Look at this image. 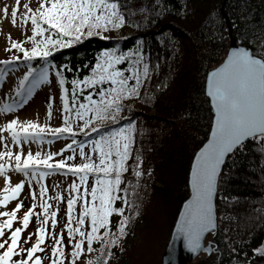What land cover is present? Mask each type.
Returning a JSON list of instances; mask_svg holds the SVG:
<instances>
[{
  "label": "snow or ice",
  "instance_id": "obj_1",
  "mask_svg": "<svg viewBox=\"0 0 264 264\" xmlns=\"http://www.w3.org/2000/svg\"><path fill=\"white\" fill-rule=\"evenodd\" d=\"M156 7L153 5L154 9ZM23 8L20 13L19 0H16L11 9L12 23L15 25L18 15L22 24L30 21L31 35L25 39L31 47H25L23 41L11 40L7 50L11 52L14 48L23 55L12 53L7 59L0 60V64L15 67L23 60L27 71L14 89L18 99L6 102L0 110L12 111L14 107H19L38 86L50 83V74L55 71L63 115L62 123L55 127L31 119L19 121L17 118L0 126V132L7 130L12 143L20 148L13 152L5 142V150L0 151V161L7 158L9 163L0 162V173L9 169L23 173L30 186L32 201L20 217L17 212L23 206L22 201H17L11 210L0 211V218H3L0 219V264H44V258L48 259V264H64L66 258L69 264H76V259L85 251V242L89 253L96 251L94 241H100L101 255L88 259L85 264H107L112 255L111 246L120 244L127 235L131 217L124 215L125 208L135 206L139 178L144 175L142 150L137 148L133 158L138 131L135 121L126 120L121 126L118 123L122 119L120 114L130 109V105L124 103L126 99L141 98L142 87L146 93L143 98H149L146 82H150L159 65L152 64L139 45L128 51L104 49L97 55L90 74L71 79L69 91L64 75L68 65L57 66L51 59L52 53L76 43L85 35H102L106 30L123 26L126 19L120 0H39L35 9L28 3ZM3 12L7 14V6ZM256 43L258 49L255 45L253 48H231L222 62L206 75V92L214 108V121L206 142L194 154L190 168L191 194L184 201L176 221L169 255L175 251L174 241L178 239H182L185 248L193 254L201 250L211 253L212 244L204 247L202 240L206 234L215 233L218 227L215 201L222 166L231 155L243 148L248 139L264 145V36ZM36 58H40L42 64L33 66ZM121 62L127 67H121ZM5 73L6 69H0V75ZM105 84L108 86L104 87ZM52 103L53 97L49 96V118ZM109 122L116 126L111 127ZM78 134L84 139H78ZM57 139L69 142L59 151L33 152L29 149L27 153L23 152V144L35 143L39 148L45 143L51 145ZM0 141H6V138L0 136ZM66 152L67 155L64 154ZM56 156L61 158L53 159ZM130 159L136 180L121 188ZM57 173L71 174L76 178L66 186V201L58 185L53 196L47 195L44 180L49 174ZM33 181L38 185L40 213L34 212L37 191L31 188ZM24 184V180L11 184L10 177L6 176L5 186L0 190L3 193L0 195V206L6 208L10 201L19 197ZM129 188L133 192L131 201ZM219 198L226 199L222 193ZM53 200L56 202L55 209L50 203ZM116 200H121V206H115ZM62 201L66 203V222L56 232ZM114 213L120 217L115 231L111 228ZM41 214L43 220L40 219ZM33 215L38 224L36 238L24 248L23 243L33 234L29 232L23 242L21 234ZM49 219L52 231L47 228ZM16 220L21 226L13 227ZM65 234L68 253L65 252ZM48 237L53 241L50 256L44 253L47 247L44 241ZM254 252L264 255V245L255 248ZM37 253H44V256Z\"/></svg>",
  "mask_w": 264,
  "mask_h": 264
},
{
  "label": "trees",
  "instance_id": "obj_2",
  "mask_svg": "<svg viewBox=\"0 0 264 264\" xmlns=\"http://www.w3.org/2000/svg\"><path fill=\"white\" fill-rule=\"evenodd\" d=\"M120 2L126 19L123 26L106 30L102 35H85L70 46L58 48L51 59L57 66L68 65V70L62 71L69 91L71 79L90 74L97 55L104 49L128 51L139 45L152 64L158 63V70L152 73L150 82H146L149 98H143L146 93L142 87L141 98L126 99L124 103L130 105V109L121 112L122 119L118 123L122 126L126 120L135 121L138 131L133 158L136 149H141L144 171L135 192L138 198L135 206L126 207L124 215L131 217L127 235L135 233L138 222L145 231L141 243L123 251L124 264H163L162 256L181 203L190 195L188 177L192 158L208 138L211 128L214 114L205 93V81L209 70L228 52L227 18L238 41L258 49L256 42L264 36V0ZM38 5L39 0H35L30 6L35 9ZM153 5L158 7L154 9ZM28 34L31 35V29ZM23 42L25 47H31L29 41ZM6 52L7 58L12 53L23 55L14 48ZM32 63L35 66L42 61L36 58ZM120 66L127 67L124 62ZM157 84L160 86L156 87ZM77 138L84 139L79 134ZM128 164L121 188L136 180L132 174V159ZM148 169H151L150 174ZM219 180L216 200L219 225L211 234L214 252L206 254L202 264H264V255L254 252L264 245V145L248 139L242 149L227 159ZM221 193L226 199L219 198ZM132 198L129 188V200ZM121 203L116 200L115 206ZM119 219L118 214L112 215L113 231ZM64 238L68 239L66 234ZM46 242V253L50 256L53 241L50 238ZM64 244L68 253L67 241ZM118 245L111 246L112 255L107 264L115 258ZM93 248L96 251L88 253L87 260L100 257V241H94ZM44 264H48L47 258ZM64 264H69V259L66 258Z\"/></svg>",
  "mask_w": 264,
  "mask_h": 264
},
{
  "label": "rangeland",
  "instance_id": "obj_3",
  "mask_svg": "<svg viewBox=\"0 0 264 264\" xmlns=\"http://www.w3.org/2000/svg\"><path fill=\"white\" fill-rule=\"evenodd\" d=\"M35 0H19L20 9L19 12L22 13L24 11L23 5L25 3H28L29 5H33ZM16 0H0V59H3V55H7V49L8 45L10 44V41L13 39H19L22 41H25V37L28 36L29 31L31 29V23L30 21L25 25L22 24L19 15L17 17L15 25L12 23V16H11V9L13 6H15ZM7 6L8 12L5 14L3 12L4 7ZM0 69H6V73L4 75H0L2 78V82L0 85V109H3V105L7 103H12L14 99H18L15 95L14 89L19 83V79L22 78L24 72L27 71L26 65L19 61L17 62V66L15 67H8L3 66L0 64ZM49 96L53 97V103L51 105L52 111H51V117L49 118L47 115L48 112V104L47 99ZM62 111H61V101H60V87L58 83V79L52 74H50V83L42 84L38 86L31 96H29L26 100V102H22L19 107H14L12 111H2L0 110V126L4 125L7 121L17 118L19 121L24 120H34L38 121L39 123H48L51 126H59L62 123ZM0 136H4L6 138V141H0V151L5 150V142L11 146V150L13 152H16L20 150L19 147H17L15 144L11 141V135L10 133L5 130L3 132H0ZM65 139H57L54 140L51 145L43 144L41 146H38L35 143L30 144H23V152L27 153L29 149L31 151L36 152L37 150L41 152L45 151H59L61 147L66 143ZM58 156H56L53 159H57ZM3 163H9L7 158H4L2 161ZM10 177V183L15 184L19 182L20 180H24L25 184L23 186L22 192L20 193V196L16 199L10 201L6 208L4 206H0V211L4 210H11L17 201H22L23 206L21 209L17 212V216L20 217L23 215V212L27 209L28 206L31 204V196H30V186L28 183L27 178L23 175V173L14 171L12 169H9L6 173H0V190H2L5 186V178ZM74 179L72 175H61V174H49L45 180L44 183L47 186V195L53 196L54 195V188L58 185L59 190H61L64 194L65 201L67 199V191L66 186L70 184ZM31 188L35 189L37 191V208L34 209V212L40 213L41 209L39 207V196H38V185L35 183V181L32 182ZM2 191H0V195H2ZM52 204L53 209L56 207V202L50 201ZM66 203L61 202L59 205V212L57 214V225H56V232H59L60 229L63 226V223L66 222ZM3 219V218H0ZM40 219L43 220V215L41 214ZM21 226L20 221L16 220L14 221L13 227ZM38 227L37 224V218L35 215L32 216L30 223L27 228L24 229V231L21 234V241H24V237L27 236L29 232H31L32 238L29 239L26 243H23V247L27 248L29 247L36 238V228ZM47 228L49 231H52L51 222L49 219ZM143 231H145V228L142 226L141 223H137V229L135 230V233L126 235L121 239L120 244L116 247V256L115 258H112L111 262L109 264H124L123 260V251L127 250V247L130 245H135L138 243H141L143 240ZM8 235V232H5V236ZM46 238L45 240H48ZM212 239V235L210 234L207 237V240ZM64 241H67L68 239L64 238ZM149 244V242H148ZM122 248V250H121ZM87 249V245H86ZM87 251V250H85ZM214 252V251H212ZM211 252V253H212ZM89 252L85 254V256H81L80 261L77 260V264H85L86 256ZM206 252H201L199 255L195 257V260L192 264H199L203 263L204 257H206ZM82 255V254H81Z\"/></svg>",
  "mask_w": 264,
  "mask_h": 264
},
{
  "label": "water",
  "instance_id": "obj_4",
  "mask_svg": "<svg viewBox=\"0 0 264 264\" xmlns=\"http://www.w3.org/2000/svg\"><path fill=\"white\" fill-rule=\"evenodd\" d=\"M225 1H226V0H224V3H225ZM224 3H223V4H224ZM224 5H225V4H224ZM224 5H223V7H224ZM223 7H222V10H223ZM227 24H228V26H229V33H228V34H229V37H230V44H229V47H228V48H229V49H228V52L231 50V48H235V47H248V46H246V45L240 43V42L238 41L237 37L233 35V26H231V23H230V21H229L228 18H227ZM249 48H251V47H249ZM221 62H222V61H221ZM221 62H220V63H221ZM220 63H219V64H220ZM219 64H217V66H218ZM217 66H216V67H217ZM212 69H213V68H211V69L209 70V72H210ZM205 82H206V81H205ZM205 93H207V92H206V89H205ZM209 99H210V97H209ZM210 103H211V100H210ZM211 106H212V104H211ZM212 111H213V114H214V108H213V106H212ZM213 121H214V115H213V119H212V122H211V126H212ZM210 132H211V128H210V130H209V134H208V136L210 135ZM208 136H207V137H208ZM206 140H207V139H206ZM205 142H206V141H205ZM202 145H203V144H202ZM202 145H200L199 147H202ZM197 151H198V150H197ZM192 159H194V156H193ZM192 161H193V160H192ZM226 162H227V160L225 161L224 165L222 166V171H223V168H224ZM190 168H191V165H190ZM190 168H189V170H190ZM222 171H221V174H222ZM221 174H220V176H221ZM188 181H189V192H190V194H191L190 171H189ZM219 182H220V180H219ZM218 186H219V185H218ZM218 192H219V191H218ZM189 196H190V195H189ZM189 196H188L186 199H188ZM186 199H184V200L182 201V203H181L182 205H181L180 210H179V212H178V214H177L178 216H177V218H176V220H175V222H174V224H173V228H172V231H171V234H170V240H169V242H168V244H167V246H166V249H165V251H164V253H163V256H162L163 264H191L197 255H199L201 252H205V251H202V250H201V251H199L198 253L193 254L191 251H189V250H187V249L185 248L184 243H183V240H182V239H178V240H175V241H174V243H175V251H174L171 255H169V248H170V246H171V244H172V242H173V233L175 232V224H176V221L179 219V214H180V212L183 210V203H184V201H185ZM216 200H217V199H216ZM215 204H216L217 225H219V224H218V213H217V202H216V201H215ZM217 228H218V227H217ZM210 234H212V233H208V234H206L205 238L202 240V243H203L204 247H207L209 243L212 244V240H211V239H210V240H206L207 237H208ZM212 251H213V246H212ZM212 251H211V252H212ZM208 254H210V253H208Z\"/></svg>",
  "mask_w": 264,
  "mask_h": 264
}]
</instances>
